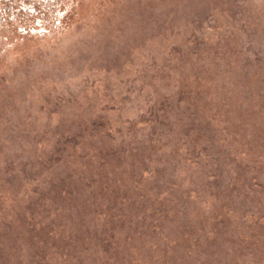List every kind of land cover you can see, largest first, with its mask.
Here are the masks:
<instances>
[{"label":"rangeland","instance_id":"374dc122","mask_svg":"<svg viewBox=\"0 0 264 264\" xmlns=\"http://www.w3.org/2000/svg\"><path fill=\"white\" fill-rule=\"evenodd\" d=\"M0 264H264V0H0Z\"/></svg>","mask_w":264,"mask_h":264}]
</instances>
